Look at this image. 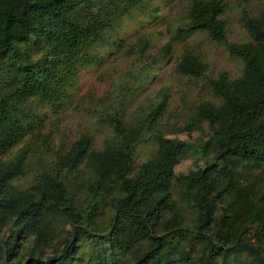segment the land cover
<instances>
[{
    "label": "trees",
    "instance_id": "trees-1",
    "mask_svg": "<svg viewBox=\"0 0 264 264\" xmlns=\"http://www.w3.org/2000/svg\"><path fill=\"white\" fill-rule=\"evenodd\" d=\"M128 1L0 0V264H264V4L257 14L242 10L248 40L233 43L222 1L192 0L188 20L162 46L166 53L203 31L243 63L236 78L221 71L208 80L218 102H198L186 121L208 130L198 145L160 132L167 96L160 91L127 123L111 107L100 149L81 134L52 159L32 160L35 135H23L16 113L29 118L24 104L32 98L57 105L85 47L102 39ZM137 45L143 55L146 42ZM174 69L198 77L205 64L185 48ZM147 139L157 151L133 169L134 149ZM192 148L203 165L175 175ZM35 163L31 186L8 184ZM239 184L246 194L233 203Z\"/></svg>",
    "mask_w": 264,
    "mask_h": 264
},
{
    "label": "rangeland",
    "instance_id": "rangeland-1",
    "mask_svg": "<svg viewBox=\"0 0 264 264\" xmlns=\"http://www.w3.org/2000/svg\"><path fill=\"white\" fill-rule=\"evenodd\" d=\"M191 1L129 0L128 10L106 28L102 39L85 47L89 54L76 65L75 74L66 82L64 96L57 105L36 98L24 104L29 118L21 113H16V117L23 123L25 137L35 135L36 139L30 144L34 162L39 156L52 159L81 134L91 137L90 148L100 149L111 134L110 125L102 119L111 107L118 105L127 123L138 107L147 108L154 103L160 91L167 95L159 123L163 136L186 141L194 147L207 137L205 126L201 131L192 130L186 121L198 102H218L219 98L211 92L208 80L221 71L229 79L236 78L242 72L243 63L229 54L222 42L208 38L203 31L180 37L163 53L162 46L176 36L177 28L188 20L187 10ZM221 1L226 41L241 43L248 40L240 23L241 12L245 10L257 14L264 0ZM142 39L147 45L143 55H140L137 43ZM185 48L193 51L205 64L203 73L198 77L175 72V64ZM193 148L174 166L175 175L203 165ZM156 151L157 144L153 139L140 142L134 149L133 169ZM37 169L35 163L8 184L16 190L28 188L35 181ZM245 187L239 184L233 188L229 196L231 202H240L244 198ZM80 251L82 260H85L88 248L82 246Z\"/></svg>",
    "mask_w": 264,
    "mask_h": 264
}]
</instances>
